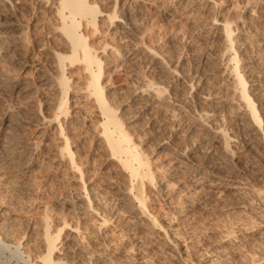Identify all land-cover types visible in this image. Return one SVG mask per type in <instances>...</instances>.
I'll return each mask as SVG.
<instances>
[{
	"label": "bare ground",
	"instance_id": "obj_1",
	"mask_svg": "<svg viewBox=\"0 0 264 264\" xmlns=\"http://www.w3.org/2000/svg\"><path fill=\"white\" fill-rule=\"evenodd\" d=\"M195 1L203 2L180 0L179 6L172 9L166 7L167 0H0V221L10 208L16 211L21 209L22 205L14 203L9 194L22 197L25 201L34 199L36 187L31 181L27 183L24 180L33 174L38 165H45L54 159L59 161L57 166L65 164L69 170L77 173L87 208L97 217L101 215L98 206H93L94 196L90 194L94 180H86L84 177L85 171L81 167L85 161L82 162L80 148L75 146L80 137L78 133L75 134L77 128H74V120L71 119L81 112L83 101L81 96L76 95L81 90L83 100L86 98L85 102L92 103L90 106L95 107L99 115V120L93 125L96 135L108 156L115 159L124 170L123 173L127 174V194L131 196L137 210L151 219L154 227L163 228L148 210L147 184L163 188L165 184L157 180V175H175L180 180L195 183V186L208 179L210 174L206 172V163L191 165L190 155L186 154L189 148L185 146L178 149L179 146L174 143L171 147L180 158L174 157L176 160L172 170L164 164L158 165L157 171L152 170L151 163L155 160L149 159L146 151L141 148V142L134 140L130 125L125 123L130 111H148L145 112L148 115L160 109L164 101L176 98L175 93L168 94L166 86L151 79L154 70L140 72V65L147 64L144 67L148 68V62H154L160 69L158 73L161 76H158L172 78V81L174 78L181 80L180 84L187 86L191 94L200 82L195 84L193 79L188 80L187 71L182 68L167 65L166 50L163 51L161 40H156L157 32L165 24H169L172 30L177 22L182 21L186 23L184 26L191 35L199 31L201 33L203 26L205 28L210 25V30L203 32L204 37L208 35L210 42L222 45L218 55L226 63L223 78L234 88L238 98L236 109L241 110L238 111L240 115L235 123L221 125L227 123L226 115H221L217 120L221 126H208L215 130L216 136H220L223 148L234 154V149L230 147L233 143L243 140L249 145L258 136L264 140V0H204L207 6L203 2L204 5L202 3V6L190 11ZM150 8L160 13L161 19L157 23L151 20L148 12ZM209 9L212 10L209 13L213 14L206 23H210L199 24ZM198 11L204 13L196 14ZM158 26L161 28L156 31ZM179 33L172 35L170 41L184 40L188 34ZM240 33L243 37H238ZM241 45H248L252 49V55L248 51L245 53L250 57L239 53ZM249 62L250 66H246ZM255 68L260 69L258 72L263 75L259 81L252 77ZM75 75L82 78V81H75ZM217 92L215 94H222ZM197 95L198 98L190 95L189 101H192L191 107L195 108L196 111H193L200 121L218 115L220 110L217 111L216 106V110L199 107V103L212 99L210 94L201 95L198 92ZM174 102L180 104L178 100ZM175 111H172L173 117ZM131 115L134 116L133 113ZM128 119L132 121L133 117L132 120ZM156 119V125L163 121ZM234 124L235 128L232 127ZM234 129L239 133L234 134ZM239 134H242L241 139ZM37 140L42 141L43 149ZM165 141L159 143L166 146L171 142ZM50 153L51 157L47 159L46 155ZM88 184L91 186L89 190ZM49 219L50 215L44 213L43 251L32 263L75 264V261L57 256L63 245L61 233L64 228L52 230ZM110 220L102 214L100 223L107 225ZM73 230L79 232L78 224ZM8 233L1 223L0 243H5ZM4 237L6 239L3 241ZM19 247L20 244H16V248Z\"/></svg>",
	"mask_w": 264,
	"mask_h": 264
},
{
	"label": "rangeland",
	"instance_id": "obj_2",
	"mask_svg": "<svg viewBox=\"0 0 264 264\" xmlns=\"http://www.w3.org/2000/svg\"><path fill=\"white\" fill-rule=\"evenodd\" d=\"M178 1L180 0H167L166 7L170 6L174 9L179 6L180 2ZM202 1L205 3L206 0ZM202 3L195 1L190 11ZM206 4L208 3L206 2ZM209 11L212 10L209 9L205 17H202L204 21L201 20L202 18L199 19L201 20L199 24L201 22L203 25L210 23V21L206 23L213 14ZM148 12L151 20H154L153 22L157 23L158 19H161L160 13L155 9L150 8ZM198 12L196 14L204 13V11ZM207 13L209 14L207 15ZM176 24L172 30L169 29V24H165V27L162 26V28L159 26L158 29L156 28V31L161 28L160 33L157 32L156 40H161L162 49L166 50L167 65L187 71L185 72L187 79L190 81L193 79L195 84L200 80L198 88L196 87L192 94L197 98L199 97L198 92L201 95L210 94L212 99L199 103V106L196 98V104L201 109L207 108V110H213L216 106L217 111L220 110L219 113L217 112L218 115L209 117V120L200 121L195 115V108L191 107L193 103L191 100L189 101V96L192 94L187 86L180 84L181 80L174 78L172 81V78H169L170 82L168 78L160 77L158 65L148 62L152 68L150 66L146 68L145 64H142L138 67L139 71L154 70L150 75L152 78H150L166 86L168 94L175 93L176 98L164 101V105L160 109L154 110L155 112L152 111L153 113L148 115L145 114L148 111L141 113L137 110L130 111L134 116L128 112L126 118L132 120L133 117V120L125 118V123L130 125L134 140L141 142V148L146 151L149 159L155 160L151 163L152 170L157 171V166L160 164H164L172 170L171 167L175 165L176 160L174 157H178L177 152L171 147L174 143L179 146L178 149L185 148V146L189 148L186 154L190 155L191 165L199 166L206 163L205 165L208 167L206 172L210 174L208 179L203 184L195 186V183L180 180L174 177L175 175L171 177L157 175V180L165 184L163 188L158 189L147 184L148 210L152 216L157 218L163 228L154 227L151 219L137 210L131 196L127 194L125 190L127 174L123 173L124 170L115 159L108 156L93 128L95 122L99 120V115L95 111L96 109L94 110L95 107L90 106L92 103L85 102L86 98L83 100L82 90L78 91L76 95L81 96L83 106L80 110L82 115L79 113L76 116L80 119H71L77 121H73V125L74 128H77L75 134L78 133V138L80 137L75 146L80 148L82 162L85 161L81 167L85 171L84 177L86 180H94L92 184L94 187L90 194L94 196L93 206L95 208L98 206L101 215L97 217L95 213H92V210L87 208L76 172L69 170L65 164L57 166L58 159L45 165L42 164L41 167L38 165L36 167L38 170L30 175V180L29 178L24 180L27 183L31 181V184L36 187L34 199L25 201L22 197L9 194L14 203L22 206L19 205L21 206L20 211L10 208L1 218L0 224L2 223L3 228L9 231V237L7 236L9 242L7 243L10 244L6 243L7 240L5 245L0 243V264H33V259L35 260L37 255L43 251L42 231L44 229V213L46 212L50 215L49 221H51L52 230L64 228L61 233L63 245H60L61 251L57 256L68 261H75V264H264L263 137L258 136V141L254 138V143L249 145L243 140L233 143L230 147L234 149V154L223 148L220 136H216L215 130L209 129L208 126L210 124L220 125L221 122L217 123V120L221 118V115H226L224 117L227 118H225L227 123H221V125L227 124L226 126H228V123H235L241 110L238 112L236 109L238 98L234 88L229 86L223 78L226 63L221 61L220 55H218L222 45L219 42H210L209 37L207 38L208 35L204 37L207 33L206 30H210V25L205 28L203 26L204 29L202 28L201 33L199 31L192 36L184 26L186 23L181 21ZM173 31L188 34L184 40L172 42L170 41L171 36L177 34ZM238 37H243V35L240 33ZM242 47L239 53L244 54L245 57L249 56L252 49L248 45ZM246 51L249 55L245 54ZM250 63L246 66H250ZM259 70L258 68L253 70V79L261 80L263 75L258 72ZM153 74H156L154 78ZM81 75L80 73V77L83 78ZM80 77L73 78L75 81H82ZM225 84L229 88H225ZM228 89L229 91H227ZM216 92L222 93L221 96L215 94ZM227 92H231V94ZM214 95L217 97L215 98ZM176 100L180 104L176 105L174 102ZM173 110H176L174 117ZM136 111L137 113H135ZM156 118L159 121L163 120L160 121L162 122L161 126L160 122L156 125ZM232 127L235 128V124ZM233 133L239 132L234 129ZM241 135L239 134L240 139L244 134ZM162 140L171 142L168 144L169 146H165L162 145L163 143H159ZM37 142L43 149L42 141L37 140ZM49 156L51 157V153L46 155V158L48 159ZM87 186L89 190L91 186L89 184ZM175 210L176 213L173 212ZM102 214L111 219L107 225L100 223ZM65 224L67 225L65 226ZM77 224L79 232L73 230ZM4 239L6 238L4 237L3 241ZM18 243L20 247L16 248Z\"/></svg>",
	"mask_w": 264,
	"mask_h": 264
}]
</instances>
